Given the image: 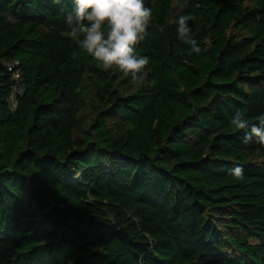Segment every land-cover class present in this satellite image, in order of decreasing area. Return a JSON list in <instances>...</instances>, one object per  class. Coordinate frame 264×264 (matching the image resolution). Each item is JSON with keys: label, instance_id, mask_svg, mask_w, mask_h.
Wrapping results in <instances>:
<instances>
[{"label": "trees", "instance_id": "1", "mask_svg": "<svg viewBox=\"0 0 264 264\" xmlns=\"http://www.w3.org/2000/svg\"><path fill=\"white\" fill-rule=\"evenodd\" d=\"M144 3L133 84L73 0H0V264H264V146L231 124L264 116V0Z\"/></svg>", "mask_w": 264, "mask_h": 264}, {"label": "clouds", "instance_id": "2", "mask_svg": "<svg viewBox=\"0 0 264 264\" xmlns=\"http://www.w3.org/2000/svg\"><path fill=\"white\" fill-rule=\"evenodd\" d=\"M74 8L66 15L71 26L68 35L77 41L80 48L107 71L114 67L125 77H131L133 84L142 82L146 76L149 57L136 52V46L145 39L152 20V9L144 0H73ZM191 15H181L176 20L179 38L200 53L201 48L191 36L188 21ZM82 37V39L80 38ZM259 124L249 126L241 112L237 111L231 120L236 130L245 132L243 143L255 141L264 146V116ZM236 179L243 178L239 166L230 170Z\"/></svg>", "mask_w": 264, "mask_h": 264}, {"label": "built area", "instance_id": "3", "mask_svg": "<svg viewBox=\"0 0 264 264\" xmlns=\"http://www.w3.org/2000/svg\"><path fill=\"white\" fill-rule=\"evenodd\" d=\"M16 77L18 78L19 76H18V75H16Z\"/></svg>", "mask_w": 264, "mask_h": 264}]
</instances>
